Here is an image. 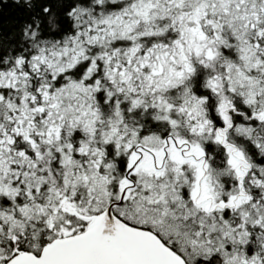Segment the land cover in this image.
I'll return each mask as SVG.
<instances>
[{
  "label": "snow or ice",
  "instance_id": "1",
  "mask_svg": "<svg viewBox=\"0 0 264 264\" xmlns=\"http://www.w3.org/2000/svg\"><path fill=\"white\" fill-rule=\"evenodd\" d=\"M0 264H264V0H0Z\"/></svg>",
  "mask_w": 264,
  "mask_h": 264
}]
</instances>
